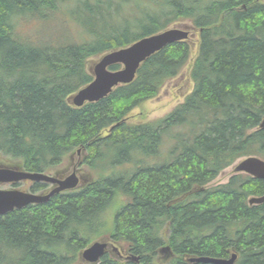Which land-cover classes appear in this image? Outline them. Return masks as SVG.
Masks as SVG:
<instances>
[{"label": "trees", "instance_id": "16d2710c", "mask_svg": "<svg viewBox=\"0 0 264 264\" xmlns=\"http://www.w3.org/2000/svg\"><path fill=\"white\" fill-rule=\"evenodd\" d=\"M179 19L198 30L193 87L168 114L126 121L187 65L186 40L147 57L98 101L68 104L93 78L88 59ZM263 114L264 0H0V155L49 172L76 154L95 173L0 215V264H74L102 236L139 261L105 252L96 264H210L188 258L232 251L234 264H264V201L248 203L264 182L234 173L209 185L239 158L264 159Z\"/></svg>", "mask_w": 264, "mask_h": 264}, {"label": "water", "instance_id": "95a60500", "mask_svg": "<svg viewBox=\"0 0 264 264\" xmlns=\"http://www.w3.org/2000/svg\"><path fill=\"white\" fill-rule=\"evenodd\" d=\"M189 33L190 28L188 26L167 27L159 32L141 37L127 46L100 55L90 69L92 80L68 97V104L74 107H81L85 103L95 102L105 97L117 85L130 83L134 79L139 65L147 57L161 50L167 44L187 39L190 35ZM113 64H120L121 66L116 70L109 69L108 67ZM259 127H264V114ZM233 169L236 173L243 172L264 182V159L258 156L251 155L241 158ZM79 177L72 173L64 179H58L57 173L50 175L45 172H30L16 165L1 164L0 184L30 180L32 182L50 183L53 187L43 194L23 191L17 188H0V215L28 204L45 202L53 194L82 187L87 181L81 176ZM263 201L264 195L253 196L248 199L249 204H259ZM105 252H115L120 259L139 261L137 256L128 254L124 248L112 241L96 239L79 252L78 264H96ZM159 252L168 255L170 254V249L168 246H163L159 249ZM236 258L237 254L232 251L227 258L198 256L190 257L188 261L193 263L234 264Z\"/></svg>", "mask_w": 264, "mask_h": 264}, {"label": "rangeland", "instance_id": "374dc122", "mask_svg": "<svg viewBox=\"0 0 264 264\" xmlns=\"http://www.w3.org/2000/svg\"><path fill=\"white\" fill-rule=\"evenodd\" d=\"M172 26H188L190 28V35L186 39V41L190 45V58L187 63V65L180 71V73L169 79L159 90L158 94L150 99H147L143 101L141 104L133 108L127 115L126 121L128 123H138V122H143V121H150V120H155L159 119L166 114H168L177 104L181 103L185 96L192 90L193 87V82L191 81L189 77V67L192 62L193 57L196 54L197 51V43H198V30L192 25L191 21L189 19H179L176 20V22L172 23L169 27ZM46 28V27H44ZM31 27H27V29H24V32L27 33H36V29L33 28L31 31ZM39 31V30H38ZM41 34V33H40ZM41 36V35H40ZM38 38V35L36 36ZM99 56L97 57H92L87 60L86 67L90 71V69L93 67L94 62L98 60ZM176 129V127H175ZM176 132V130H174ZM166 144L164 142L161 151L164 153L166 149ZM71 154H68L64 160L62 161L61 164L56 166L54 169L51 171L47 172L50 175H54L57 173V171L64 170L69 163H71V160L69 159V156ZM161 156V155H160ZM156 157V158H151V159H146L147 162L151 163H158L161 161V158L164 157V154H162V157ZM251 156V155H250ZM244 158V157H242ZM76 159L79 160L78 163V171L79 175L85 179L87 182L90 180H93L95 178V173L93 169L86 165L85 163L82 162L81 156L76 155ZM241 158L236 160L233 164L229 165L225 169H223L220 174L216 178H214L209 185H217L220 183H225L228 178L236 173L233 169L234 165L239 161ZM0 162L4 163L6 165H17L19 164L18 160L11 159L7 156H2L0 155ZM128 165H123L120 167L121 169L126 168ZM86 182V183H87ZM1 189H10V185L7 183L0 185ZM18 189H22L24 191H30V184L24 185L20 184ZM36 193H42V191H38ZM98 239H106L107 241L109 238L102 236L99 237ZM110 241V240H109ZM118 245V244H117ZM120 247H123L126 249V247L123 244H119ZM109 250V248H108ZM111 253L114 257H118V255L115 252H108ZM161 256L165 259L167 258V255L165 253H161ZM79 260L77 259L74 264H78ZM85 264V263H82Z\"/></svg>", "mask_w": 264, "mask_h": 264}, {"label": "flooded vegetation", "instance_id": "af4514ba", "mask_svg": "<svg viewBox=\"0 0 264 264\" xmlns=\"http://www.w3.org/2000/svg\"><path fill=\"white\" fill-rule=\"evenodd\" d=\"M240 8L241 9H245V6H244V4H241V6H240ZM69 159L71 160V163H69V165L64 169V170H60V171H57V178L58 179H64V178H66L67 176H69L70 174H72V173H74V174H76V176L78 177V178H80L79 176V169L77 168L78 167V163H79V160L78 159H76V154H72V155H70L69 156ZM1 164H4V163H1L0 162V165ZM6 165V164H5ZM24 184V185H29L30 184V188H31V186L34 184V182H31V181H29V180H23V181H20V182H16V183H7L8 185H10V188H17V187H19L20 186V184ZM36 183V182H35ZM38 183V182H37ZM42 183H44V182H42ZM2 184H4V183H2ZM2 184H0V185H2ZM45 187L41 190L42 191V193H46V192H48L52 187H53V185L52 184H47V183H45ZM29 188V189H30ZM18 189V188H17ZM20 190H22V189H20Z\"/></svg>", "mask_w": 264, "mask_h": 264}]
</instances>
